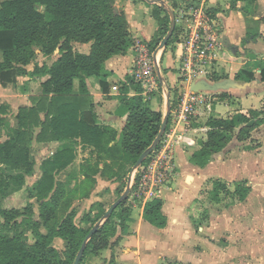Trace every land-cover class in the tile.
<instances>
[{"label":"trees","instance_id":"16d2710c","mask_svg":"<svg viewBox=\"0 0 264 264\" xmlns=\"http://www.w3.org/2000/svg\"><path fill=\"white\" fill-rule=\"evenodd\" d=\"M171 1L174 5V0ZM114 2L0 0V86L6 88L16 84L18 77L27 76L39 80L41 91V95L30 98L31 106L18 109L15 117L17 124L13 128L2 118L6 114V107L0 106V138L2 130L6 131L7 137L0 143V264H73L83 241L94 227L90 213L80 220L90 223L85 229L75 223L73 212H69L60 223L50 225L56 218L65 193V185L56 176L75 159V153L70 148H58L40 164L41 176L28 194L29 200L36 198L42 201L38 221L32 219L31 204L23 212L1 208L2 200L20 191L25 186L26 177L33 175L35 162L30 158L33 142L46 144L79 139L83 147L92 148L97 161L104 162L102 174H110L115 181L124 183V178L160 131L162 114L152 111L149 104L143 101L142 90L132 79L118 88L115 113L125 118L119 143H116L115 130L95 124L94 105L90 102L85 81L99 77L104 62L113 56L126 55L132 44L126 19L122 13L115 14ZM151 14L160 32L158 42L149 44L154 49L169 29V16L162 7L156 5ZM174 32L167 46L176 43ZM73 43H91L89 54L74 51ZM56 49L59 58L50 66L43 64L35 66L33 72L26 70V66L36 58V51L50 56ZM259 76L261 83H264V69ZM227 78V75L214 74L210 80L218 82ZM234 79L240 83H250L255 80V76L250 72L239 71ZM75 80L79 83V95L73 94ZM102 90L105 92L104 88ZM130 90L135 92L134 96H129ZM219 98L223 101L229 95L221 93ZM170 125L171 116L165 133ZM262 125L264 109L249 110L246 115L237 113L231 118L210 116L204 124L207 128L205 139L199 143L189 162L200 169L206 167L213 156L230 144L234 136L236 141L243 143ZM160 144L155 150L160 148ZM257 147V144L250 145L246 150ZM99 171L95 165H86L82 171L84 181L94 184L93 176ZM225 185L221 181L213 182L216 203L220 202L221 193L229 195L233 202L238 203L243 202L250 193L245 180L234 182L232 192ZM80 189L77 187L73 191L76 193ZM128 198L98 227L88 241L79 264L83 263L86 256L98 255L113 246L111 240L116 236L117 227H122L128 213ZM162 206L161 199L146 202L143 220L157 229L165 228L167 217ZM97 207L103 206L100 203ZM41 227L46 233L41 232ZM28 233L32 243H29ZM55 239L66 243L62 253L53 247Z\"/></svg>","mask_w":264,"mask_h":264},{"label":"crops","instance_id":"0c3cea01","mask_svg":"<svg viewBox=\"0 0 264 264\" xmlns=\"http://www.w3.org/2000/svg\"><path fill=\"white\" fill-rule=\"evenodd\" d=\"M142 1L149 5L146 11L155 25H152L153 22L139 24L133 20V17L135 16L134 9L137 4L136 0H119V2L123 3V7L118 6V0H116L113 5L115 14L122 13L126 20L128 19V16L131 20L130 29L128 28L130 39L132 41L131 47L128 49L126 55L113 56L106 60L102 66V74L99 77H91L85 81L86 91L90 98V102L94 105L93 111L96 117L95 124L115 130L117 133V144L121 138V132L124 126L125 118H121L115 113L116 107L118 105L117 97L119 91H115L113 88L116 87L118 89L128 79H132V81L135 83L133 78V67L136 57L134 42L140 41L142 43L153 44L158 42L160 37V32L158 30L159 25L151 14L154 5L160 6V0ZM212 8L220 22L223 47L217 53V59L213 65V74L201 79L212 82V80H210L212 75L220 74L227 75V79L235 81V75L239 71H246L254 74L255 80L250 82L253 85L244 91L229 90L227 92L201 93H212V95H215L216 93H218L217 95H220L219 93H226L229 95V97H237L236 102L239 107H241L239 101L243 97L245 98L251 93L259 94L260 92L264 91V83H261L259 76L261 71L264 69V0H235L233 3L232 0H212ZM163 16L164 15L162 14L161 17ZM186 25L187 24H185L184 28ZM176 27L177 23L175 21L174 37H176L177 43L183 35L184 28H179V30L176 31ZM163 38L160 40V43ZM176 43L168 45L169 48H172V50L170 49L169 53L170 64L168 69L165 70V73L161 71L162 77L167 84L166 87L160 88L158 91L149 95H144L141 93L143 101L149 104L150 109L154 112L161 113L163 118L167 110L168 96L170 104L173 103L172 90L182 87L185 89V91H187V84L182 82L179 75L177 78L174 75H171L170 84H168L164 77L165 74H170L169 71L175 72L177 70L175 67H173L175 62L178 64L177 55L175 53V55H173L172 52L175 51ZM72 46L74 51L88 55L90 52L91 43H73ZM168 46L157 53L159 62H161L163 59L164 53L166 52V48ZM37 58L40 60L38 61L39 64H36L35 62ZM58 58V49H56V51L50 56H44L39 51H36V58L28 66H26V70L28 72H33L35 66H42L43 64L50 66ZM29 66H31V68H29ZM258 76L259 79L256 80V77ZM21 78L23 81L21 82V86H19L18 82L19 77L17 78L16 84L8 86L15 88L16 92L21 95L20 100H24V102L22 101L20 103L21 105L17 106L16 109H14L13 105L7 102L6 98L4 97V92L8 87L2 88L0 86V106L6 107V114L2 116V118H4L9 123L11 128L15 127L17 124L15 117L18 113V109L31 106L30 98L41 95L39 88L40 82L37 78H29L27 76ZM24 82L26 83L25 85L23 84ZM33 84L34 86L36 85L35 90L31 87ZM78 84V81L75 80L73 84L74 95H79ZM103 88L105 92L102 90ZM254 88H257L258 91L252 90ZM230 91H238L241 93V95L232 94ZM134 95L135 92L130 90L129 96ZM207 107L209 108V106ZM249 110L255 109L241 107V109H238L234 114H232V116L237 113L246 115ZM9 112L10 114H8ZM170 116L172 117V113ZM196 117L197 116H195V119H197ZM205 122L206 120L204 123H202V125L198 124L197 126H193L190 123V126L186 129V132L181 136L180 145L178 146V149L176 148V150L178 151L177 154L182 167L184 166V163L181 160L184 159L183 154H185L183 149L187 148L188 151H191L189 154L191 157L193 152L198 149L199 143L205 139L207 132V128L204 126ZM199 131L203 133L202 136L204 138L202 140L196 139L197 136H195V133ZM3 133L4 130L1 131V137L4 135ZM200 137L201 135L199 138ZM6 139L7 137L5 140ZM34 144L44 145L37 144L35 142ZM46 145H48L49 148L54 147L51 149L52 151L50 150L49 155L46 156V158L52 156V154L58 148H70L75 153L74 161L56 176V179L59 177L60 182H62L64 185L72 184V187L74 188L78 183H82L85 180V176L83 175L82 171L86 165H95L100 169L99 173L93 176L94 184H97L96 191H92L88 195V199L85 200L89 202L90 205L94 202H99L104 208H106V210H108L107 208L118 199V196L121 194L122 190L121 181H115L114 178L107 177V173L102 174L104 162L96 160V154L92 151V148L83 147L79 139L62 140L56 143H46ZM111 145L112 144L109 146ZM105 163H109V161H106ZM188 165H190L192 172H201L200 168L192 165L190 162ZM38 167H40V165ZM184 170L185 167L182 168L183 172ZM37 172L39 173L38 177L40 178V169H38ZM246 179L250 180V178ZM178 180H180V177L179 179L177 178V181ZM102 187L108 189L106 192L107 198L105 199H99V197H96V195H98L97 193ZM252 195H254L253 188L251 194L248 195L246 200H248ZM95 198L96 200H94ZM158 199H161L162 202L164 201L162 197H158ZM174 199L175 198H173V196H169L168 200H166L167 202H163L162 211L167 217V225L163 229H156L143 220L142 214L145 203H135V206L128 207V213L123 221L122 227H117L116 236L111 240V242L114 243L113 246L100 252L98 255H90L88 258V260H90L88 261V264H161V262L165 264H264V238L260 237L262 236V231H260V229L264 230V207L261 205L262 201L254 202L252 204L253 206L251 207H247L244 204H241L237 207H232V213H234V215L231 218L234 219L235 225H239L241 228L244 227V230L240 235L245 245L247 240L246 236L249 235L251 238L250 243L246 245L248 250L245 253V255H248V257L251 259L248 261L245 259H240L239 261L237 260L238 258L235 257L231 259L232 256H230L231 253L228 250H226L225 254L221 253L218 257H213L210 255L211 243L209 240L204 239L202 235L205 231H210L211 228L210 230L207 229L205 224H203L205 229L203 228L204 226L200 224L195 227L193 221L185 216L186 213L183 209H181V206H178L179 200ZM174 201H177V203ZM258 206L261 208V211H259ZM125 208H127V206ZM260 217H262L261 222L259 220ZM229 231H231L230 228ZM57 240L62 242L60 239Z\"/></svg>","mask_w":264,"mask_h":264},{"label":"rangeland","instance_id":"374dc122","mask_svg":"<svg viewBox=\"0 0 264 264\" xmlns=\"http://www.w3.org/2000/svg\"><path fill=\"white\" fill-rule=\"evenodd\" d=\"M116 1V0H115ZM137 4L135 6V16L133 17V20L138 22L139 24H147L149 22H153L150 17L147 14L146 9L149 7L144 1L142 0H136ZM123 3L119 2L118 0V6H122ZM125 5V3H124ZM38 10H41L40 8ZM146 11V12H145ZM150 13V10H149ZM130 17L128 16V19L126 20V24L128 25V28L130 29ZM153 26L155 23L153 22ZM185 24L177 22L176 31L179 30V28H184ZM169 46L166 48V52L164 53V57L160 62V68L161 71L165 73V70L168 69L170 64L169 59V53H170ZM224 51V49H223ZM173 55L174 54V51ZM218 53V52H217ZM39 58L36 59V64H39ZM50 63V62H47ZM173 67L178 69L177 62L174 63ZM31 68V66H29ZM170 74H165L164 77L168 84H170L171 81V75H174L176 78L179 73V69L175 72L169 71ZM259 79V76L256 77V80ZM19 86H21L22 78L19 77ZM26 84L25 82L23 83ZM31 87L35 90L36 85H31ZM8 87L7 90L4 92V97L6 98L7 102L13 105V108L16 109L17 106H20L21 102L24 100H20V94L16 92L15 88ZM186 88V87H185ZM254 91H258L257 88L252 89ZM173 104L177 101L179 96L183 94L185 91L184 88H177L173 89ZM232 94L241 95L238 91H230ZM211 94H203L201 93L202 97L200 100H202V103H198L194 109L195 114H193L189 119V124L186 126H183L182 124L179 125L180 129H177V132H184L185 128H188L190 126V123L193 126H197L198 124L202 125L205 120H207L210 116L215 117H221V118H231L233 117L232 114H234L238 109L242 108H252L256 110H262L264 109V91L260 92L259 94H249L245 98L243 97L239 102L241 104V107L236 102L237 97L230 96L229 98L224 99L223 101L219 98V95ZM221 94V93H219ZM206 105V106H205ZM172 106V105H171ZM209 106V108L207 107ZM172 113V112H171ZM170 113V114H171ZM10 114V112L8 113ZM200 114V115H199ZM195 116H197L195 119ZM230 116V117H229ZM12 117V116H11ZM10 120V119H9ZM175 125V119L171 117V125ZM170 125V126H171ZM169 130V129H168ZM237 132V129H236ZM4 135L1 137L0 142L5 140V134L6 131L4 130ZM202 132H196L195 136H197V140H202L204 137L202 136ZM201 137L199 138V136ZM185 142V141H184ZM160 148L158 150H155L151 153L148 160L158 152L160 149H162L165 146V142H163V139L160 141ZM257 144L258 147L254 150H246V148L250 145ZM164 145V146H163ZM177 144L172 145L170 148V154H171V160L173 163V168L170 173V177L168 182L164 186H161L158 188V190H152L155 192V194L152 196L151 200L158 199V197H162L164 200L163 202L166 203L169 196H173L175 198L174 200H179L178 206H181V209L184 210L186 213L185 216L190 218L191 221L195 224V227H197L198 224L207 227V229L210 231H205L202 237L204 239H207L210 241V255L213 257H218L221 253L225 254L226 250H228L232 256L231 259L238 258L237 260L240 261V259H245L246 261L250 260L251 258L248 257V255H245L248 248L246 245L250 243L251 238L249 235L246 236V245L244 241L242 240L241 233L244 230V227L241 228V226H236L234 219L231 218L234 213H232L233 209L232 207L240 206L241 204L246 205L247 207L253 206L252 204L254 202H260L262 201L261 205L264 207V125L260 126L259 128L255 129L252 134L251 138L244 141L243 143L236 141L235 136L233 140L230 142V144L218 155H215L212 157L210 163L205 167L200 169L201 172L198 171V173L192 172L190 169L189 159H190V152L187 148H184L183 151H185V154H183L184 159L181 160L184 163L185 170L182 171V165L180 164V159L178 156V146ZM54 148V147H52ZM52 148H49L48 145H36L34 142L31 144V160L35 162L34 166V172L33 175L26 178L25 186L18 192L13 193L9 195L7 198L2 200L1 202V208L3 209H16L20 212H23L24 209L27 207L28 204H31L32 211H33V217L32 219L35 221H38L39 218V206L42 204V201L39 202L36 198H33L31 200L28 199V194L30 193V189L33 188V185L37 180L39 179L37 172L39 169L40 162L46 158V156L49 155V152ZM181 148V147H180ZM190 149V148H189ZM52 151V150H51ZM146 158V159H147ZM146 161L145 164L142 163L140 168H143L145 165H147ZM116 170V167H115ZM139 167L135 170L131 169L128 173L127 177H125L124 183H122V190L120 196L125 192L127 187V178L130 177V187H131V181H133V178L137 171H139ZM182 171V172H180ZM189 172V173H188ZM107 177H111L110 174H106ZM180 180L177 181V178ZM246 178H250L246 179ZM57 180L60 181L59 177H57ZM245 180L250 187V193L252 192V188L254 190V195L250 196L248 200H244L241 203L233 202L232 199L229 197V195L220 194V202L216 203L214 201V192L212 184L214 181H221L224 182L226 187L230 192L234 190L233 183L236 181ZM77 184V183H76ZM97 185V184H96ZM96 185L93 183H87L83 181L82 183H78L75 185L74 188L80 187L79 191L74 193V188L72 187V184H65V193L63 195L62 201L59 204V208L57 210V215L54 221L50 223V225L58 224L60 223L64 217L69 212H73L75 215V223L82 228L87 229L89 227V224L80 222L82 216L86 215L87 213H90L93 217H91V221L94 223V226H101L104 222L102 220L104 214V211H107L104 207H97V204H100L99 202H94L90 205L89 202L85 201L88 199V195L93 191H96ZM124 185V186H123ZM67 191V193H66ZM108 189L101 188L100 191L97 193L96 197H99V199H105L107 198V192ZM133 193V190L130 189V192L128 194V197H131ZM119 196V197H120ZM104 197V198H103ZM129 199V198H128ZM145 198H142L140 200H133L130 199V202L126 204L127 206H135L136 204H143L145 202ZM96 200V198L94 199ZM149 199V201H151ZM177 203V201H174ZM259 208V206H258ZM109 209V207L107 208ZM259 211H261V208H259ZM261 213V212H258ZM262 217H260V222ZM205 226L203 227L205 229ZM229 228L231 231H229ZM41 232L46 233L44 228L41 227ZM157 229V228H156ZM262 231L260 237L264 238V230L260 229ZM262 238V239H263ZM28 239L29 243H32V237L28 233ZM264 244V243H263ZM66 243L64 241L54 240L53 247L60 253H62L65 249ZM263 246V245H262ZM260 246V247H262ZM90 255L86 256L84 258V261L82 264H88V258ZM161 264H165L161 262Z\"/></svg>","mask_w":264,"mask_h":264},{"label":"built area","instance_id":"2783aa9c","mask_svg":"<svg viewBox=\"0 0 264 264\" xmlns=\"http://www.w3.org/2000/svg\"><path fill=\"white\" fill-rule=\"evenodd\" d=\"M174 2L173 5L171 0H160L159 5L173 11L176 23L187 24L174 51L177 55L179 76L182 82L187 84V91L171 104L175 125H171L162 137L165 146L163 145L164 147L148 160L147 165L143 168L139 167L140 170L131 181L130 189H133V193L128 202L131 198L132 201L145 198L144 203H146L155 194L153 189L157 191L168 182L173 168L169 151L172 145L176 146L180 143L183 135V132L179 133L177 129H180L181 124L183 126L189 124L190 117L195 114L196 105L202 103L200 100L202 95L190 92L189 85L212 74L217 52L223 47L220 22L213 11L212 0H174ZM134 47L136 57L133 78L140 86L142 94L149 95L160 88H165L167 84L162 77L157 57V53L161 51L160 43L152 49L147 43L135 41ZM113 90L118 89L114 87Z\"/></svg>","mask_w":264,"mask_h":264},{"label":"water","instance_id":"95a60500","mask_svg":"<svg viewBox=\"0 0 264 264\" xmlns=\"http://www.w3.org/2000/svg\"><path fill=\"white\" fill-rule=\"evenodd\" d=\"M162 6V5H160ZM162 8L167 12L169 18H170V27L169 30L166 34V36L163 38V40L160 43V49H164L167 46L168 40L170 39V37L172 36L174 29H175V16L173 11L168 8V7H164L162 6ZM251 85H253L252 83H239L236 82L234 80L231 79H226V80H222V81H218V82H208L207 80L204 79H200L197 80L195 82H191L189 85V91L193 92V93H201V92H227L229 90H240V91H244L246 90L248 87H250ZM171 113V104H170V100H169V96L167 98V110H166V114L162 120L161 123V127H160V131L157 135V137L155 138V140L153 141V143L151 144V146L149 148H147L139 157V159L137 160V162L135 163V165L133 166V170L137 169L138 167H140L142 165V163L146 160V158L156 149L157 145L160 143L163 135L165 134V130L167 127V122H168V118L170 116ZM127 187L125 192L109 207V209L105 212L102 220L103 222H105L109 216L112 214V212L120 205L122 204L128 197V194L130 192V177L127 178ZM99 225L94 226L93 229L88 233V235L86 236L85 240L83 241L76 257L75 260L73 262V264H79L86 245L88 243V241L91 239V237L93 236V234L97 231Z\"/></svg>","mask_w":264,"mask_h":264}]
</instances>
